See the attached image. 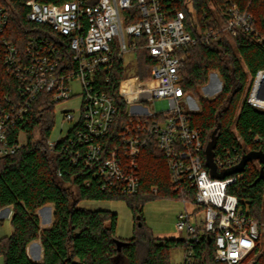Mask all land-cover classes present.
Returning <instances> with one entry per match:
<instances>
[{
    "label": "built area",
    "instance_id": "2783aa9c",
    "mask_svg": "<svg viewBox=\"0 0 264 264\" xmlns=\"http://www.w3.org/2000/svg\"><path fill=\"white\" fill-rule=\"evenodd\" d=\"M24 5L29 8L27 19L47 27L49 37L30 39L21 52L4 35L9 10L0 4V67L15 81L18 96L0 94V158L26 145L21 135L27 142L24 127L41 93H49L58 104L76 96L72 86L77 83L82 96L80 118L64 137L56 142L48 140V148L55 149L75 132L69 139L77 145L72 163L82 161L99 178L103 190L120 196L139 193L142 150L157 148L166 158L171 187L179 200L198 207L199 215L186 212L178 216V230L187 233L183 238L186 264H194V246L203 237L213 239L216 263L252 264L251 256L264 234V220L252 219L238 198L228 193L239 176L219 179L210 175L205 167L203 133L192 124L191 114L195 112H186L181 105L188 102L181 85L187 49L200 43L210 45L224 36L263 41L256 34L248 9L235 2L222 9L214 7L218 24L209 22L201 28L192 0H69L58 4L28 0ZM180 5L185 9H179ZM65 47L68 55L62 51ZM141 50L151 59L150 78L126 77L120 82L118 95L128 105L152 104L149 116H159V120L132 114L138 117L122 124L115 133V99L99 90L96 80L113 67L114 60L127 66L125 55L132 53L136 59ZM245 101L264 110V69L250 77ZM63 120L73 122L75 115L63 112ZM16 129L19 132L14 136ZM242 159L236 150L227 151L226 157H217L214 162L217 170L224 171ZM58 175L62 176L60 172ZM0 215L11 217L12 210L6 208Z\"/></svg>",
    "mask_w": 264,
    "mask_h": 264
},
{
    "label": "trees",
    "instance_id": "16d2710c",
    "mask_svg": "<svg viewBox=\"0 0 264 264\" xmlns=\"http://www.w3.org/2000/svg\"><path fill=\"white\" fill-rule=\"evenodd\" d=\"M26 1L0 0V4L9 10V23L4 35L21 52L26 50L30 39L49 37L47 27L27 19L29 8L24 5ZM38 1L58 4L69 0ZM211 1L218 9L224 8L229 2H235L241 9H248L253 17L256 34L263 41L258 42L256 38L246 36H224L210 45L200 43L185 51L181 85L186 94L198 98L200 103V111L191 114L192 124L202 131L206 148L217 130L214 159L226 157L227 151L236 150L243 157L251 152L264 154V110L248 105L245 98L242 101L249 75L264 69V0ZM209 2L192 0L194 16L201 28L209 25V22L218 24ZM179 9L185 8L180 5ZM62 51L68 55L66 47ZM213 72L220 74L223 88L216 98L206 99L201 96L199 89L208 84ZM151 73L150 56L147 51L141 50L136 54L133 74L146 81ZM129 76L128 67L116 59L113 67L100 74L96 80L97 88L115 99L118 111L112 129L115 133L122 124L138 117L132 114L146 115L141 119L159 120V116H149L150 112L142 104L128 105L119 97L120 82ZM15 88V81L8 76L4 67H0V94L17 98ZM54 109L51 95L41 93L24 127L26 145L15 154L0 158V211L12 209L10 220L13 227L12 234L0 241V255L4 258V264H172L171 248L182 246L185 253V240L154 237L143 217L144 203L152 198L180 199L171 187L163 153L154 147L142 150L138 194L111 195L103 190L99 178L82 161L72 163V153L77 145L71 144L69 139L74 137L75 132L62 139L55 149L48 148L47 142L54 126ZM18 130H15L14 136ZM205 167L210 172L207 164ZM262 167L259 160L249 161L244 171L225 177L239 176L237 183L229 186L228 193L235 195L240 206L247 209L249 216L258 222L264 220V178L257 181ZM233 168L216 170L217 175ZM59 172L62 176L58 175ZM116 199L126 201L135 220L134 236L125 241L128 245L122 247L121 251H118L116 244L117 215L110 211L80 207L84 200ZM47 205L54 208V222L50 228L41 229L37 212ZM37 240L43 247L42 262H34L27 253L28 245ZM194 255V264H219L214 261L213 239L203 237L195 244ZM254 256L258 257L252 264H264V234L251 258Z\"/></svg>",
    "mask_w": 264,
    "mask_h": 264
},
{
    "label": "rangeland",
    "instance_id": "374dc122",
    "mask_svg": "<svg viewBox=\"0 0 264 264\" xmlns=\"http://www.w3.org/2000/svg\"><path fill=\"white\" fill-rule=\"evenodd\" d=\"M210 10L213 15L218 17V10L214 3L210 0L209 2ZM215 7V8H214ZM125 63L128 67L130 75L133 74L135 70V56L132 53H128L124 57ZM249 75V80H250ZM74 90V96L72 99L64 102L55 104L54 109V126L51 131L49 138L50 142H56L61 137H64L68 130L77 122L80 118L81 109V88L77 83L72 86ZM223 88V80L217 72H213L210 75L208 84L199 89V93L202 97L206 99L216 98ZM245 95L242 97V101ZM186 101L181 103L182 107L186 112H198L200 111V103L198 98L191 94H187ZM142 107H146L149 111L153 110L152 104H142ZM71 111L75 115V120L73 122H64L63 112ZM38 136V134H37ZM21 142L26 143L24 134L21 135ZM80 207L89 210H103L110 211L117 215V230L116 237L119 240H129L134 236V214L127 205L126 201L121 199L116 200H105V201H90L84 200L80 203ZM10 209V208H9ZM4 210V209H3ZM1 210V211H3ZM0 211V212H1ZM198 214V207L195 204L188 203L184 205L181 200L172 198H152L144 203L143 207V217L147 227L151 230L154 237L158 239H178L186 237V231H179L177 228L178 216L181 213ZM199 215V214H198ZM1 216V215H0ZM11 217L1 216L0 217V241L9 237L13 232V227L11 224ZM193 219V217H192ZM42 220L45 217L42 216ZM193 222V220H192ZM262 243V242H261ZM258 256H254L251 261ZM185 253L184 247L175 246L170 250V261L172 264H184ZM0 264H4V258L0 255Z\"/></svg>",
    "mask_w": 264,
    "mask_h": 264
},
{
    "label": "water",
    "instance_id": "95a60500",
    "mask_svg": "<svg viewBox=\"0 0 264 264\" xmlns=\"http://www.w3.org/2000/svg\"><path fill=\"white\" fill-rule=\"evenodd\" d=\"M216 133L217 130L214 131L213 135H212V139L211 141L208 143L207 148H206V164L208 166V168L210 169V173L214 178H219V179H225V177L229 174H233V173H240L242 171H244L247 163L249 161H253V160H259L260 163L263 164V167L261 168L260 171V176L257 179V181H260L261 179L264 178V154L260 153V152H251L249 154H246L243 159L242 162L235 168H233L232 170L222 174V175H217V169H216V165L214 162V148L216 146ZM209 240H211V238H208ZM183 240V238H182ZM116 244H117V248L118 251H121L122 247L128 245L127 242L123 241V240H116Z\"/></svg>",
    "mask_w": 264,
    "mask_h": 264
},
{
    "label": "crops",
    "instance_id": "0c3cea01",
    "mask_svg": "<svg viewBox=\"0 0 264 264\" xmlns=\"http://www.w3.org/2000/svg\"><path fill=\"white\" fill-rule=\"evenodd\" d=\"M11 209V208H10ZM12 210V209H11ZM53 206L47 205L38 210L37 215L40 218L41 229L50 228L54 222L53 219ZM42 216L45 220H42ZM27 253L31 260L34 262H42L44 257L43 247L39 240L34 241L28 245Z\"/></svg>",
    "mask_w": 264,
    "mask_h": 264
}]
</instances>
